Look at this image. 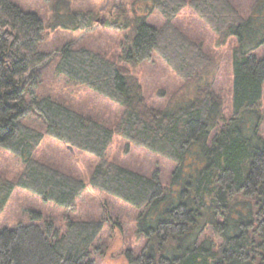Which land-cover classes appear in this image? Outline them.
I'll list each match as a JSON object with an SVG mask.
<instances>
[{
    "label": "trees",
    "instance_id": "16d2710c",
    "mask_svg": "<svg viewBox=\"0 0 264 264\" xmlns=\"http://www.w3.org/2000/svg\"><path fill=\"white\" fill-rule=\"evenodd\" d=\"M47 2L54 27L92 26L90 11L70 10L64 0ZM135 4L157 11L164 21L137 22L129 11L127 19L122 12L109 22L128 27L122 61L134 66L155 54L186 84L199 81L209 55L173 23L182 10H191L218 36H238L231 50L229 113L205 82L183 103L151 106L125 61L70 43L45 51L46 21L0 0V149L21 162L13 180L0 176V212L15 188L68 209L88 184L138 210L136 235L144 242L139 251L127 250L128 264H264V137L259 133L264 52L254 51L264 43V11L245 17L230 0ZM48 64L68 81L120 105L115 124L107 126L44 92L42 71ZM115 135L172 161L169 182L156 172L144 174L107 159ZM45 136L99 157L87 181L33 157ZM64 225L62 232L50 217L32 214L28 223L1 229L0 264H96L104 220L66 215Z\"/></svg>",
    "mask_w": 264,
    "mask_h": 264
},
{
    "label": "rangeland",
    "instance_id": "374dc122",
    "mask_svg": "<svg viewBox=\"0 0 264 264\" xmlns=\"http://www.w3.org/2000/svg\"><path fill=\"white\" fill-rule=\"evenodd\" d=\"M11 1L23 11L36 13L46 21L48 33L42 44L45 51L58 49L63 44L70 43L72 46H84L97 51L114 61L126 62L131 72L138 78L149 105L162 108L172 102L183 103L196 96L195 94L198 93L196 90L200 88L202 82H205L207 88L214 90L221 97L223 108L227 111L226 113H229L232 85L231 50L233 46L238 45V36L216 35L188 8L182 10L173 23L189 37L200 42L209 55V63L197 82V87L195 82L186 84L178 78L155 54L149 60L134 66L124 59L122 61L121 55L126 45L125 34L128 27L125 25L118 29L111 27L108 23L117 21V16L122 12L127 19L130 11L128 17L137 22L145 17L148 24L160 25L164 18L157 11L149 10L148 13L146 8L141 9L142 7L138 10L137 4L131 6L133 0H64L70 10L90 11L93 24L87 30L63 29L52 25L54 17L51 2L47 0ZM230 1L245 17L250 13L255 15L260 10L261 13L264 11L262 0L259 2L258 0ZM59 13L65 15L66 10ZM258 42L254 41L255 44ZM254 51L257 54L264 52V43ZM42 87L44 92L50 93L54 98L110 127L115 124L122 109L120 105L97 92L56 74L52 64L46 65L42 71ZM261 109L263 118L259 133L264 137V85ZM33 157L85 181L99 161L97 156L70 148L57 138L48 136H45L33 150ZM105 157L144 174L156 172L163 183L169 182L174 168L172 161L117 135L109 144ZM20 167L21 162L17 157L0 149V176L13 180L20 171ZM32 214L50 217L62 232L65 231L66 215L103 219V229L97 242L101 254L96 256V264H128L127 250L139 251L144 242L143 237L136 235L138 210L117 198L93 189L88 184L74 206L68 209L51 202L46 203L29 191L15 188L0 212V230L13 228L19 222L28 223Z\"/></svg>",
    "mask_w": 264,
    "mask_h": 264
},
{
    "label": "water",
    "instance_id": "95a60500",
    "mask_svg": "<svg viewBox=\"0 0 264 264\" xmlns=\"http://www.w3.org/2000/svg\"><path fill=\"white\" fill-rule=\"evenodd\" d=\"M71 148V147H70Z\"/></svg>",
    "mask_w": 264,
    "mask_h": 264
}]
</instances>
